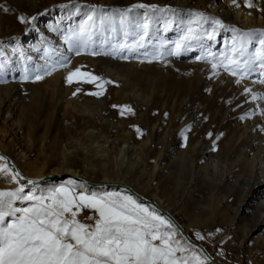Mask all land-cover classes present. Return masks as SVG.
I'll return each mask as SVG.
<instances>
[{
	"label": "rangeland",
	"instance_id": "obj_1",
	"mask_svg": "<svg viewBox=\"0 0 264 264\" xmlns=\"http://www.w3.org/2000/svg\"><path fill=\"white\" fill-rule=\"evenodd\" d=\"M106 2L0 0V5L9 9L5 12L3 7H0V103L13 85L17 87L16 111L10 120L12 124L9 122V127H6L0 118V151L5 148L16 167L23 168L29 176L39 169L44 175H55L50 173L52 169L74 166L83 176L94 181L104 176L117 179L122 175L124 183L140 190L148 181L166 200L170 211L178 217L189 234L204 244L217 258L228 264H264V247L261 244L264 232L260 231L241 242L242 230L235 226L234 222L228 227L229 218L233 213L231 208L236 205L231 202L230 193L218 186V180L204 177L201 173H195L191 180L188 179L184 141L189 133L181 134L175 129L179 124L173 121L176 102L182 101V112L189 114V131L190 127L196 129L200 122L197 123L195 118L201 120V117L207 116L210 103L215 105L214 111L224 104L222 113L214 114L215 136L223 124L230 122L221 115L233 102H244L243 92L233 83L227 85L224 82L214 86L209 79L201 82L208 83L207 87L204 84L196 85V73L188 66L189 61L183 56L167 55V51L175 48L174 42L187 31L190 21L196 20L190 13L201 12L209 18L219 19L225 28L218 29L213 40H208L205 36L198 42L193 41L189 52L192 57L196 56L223 68L222 63H228L224 57L234 55L232 48L236 33L232 29H238L240 32L264 30V14L258 20L259 25L240 27L213 13L210 4L199 8L193 2L175 4L173 0ZM136 3L155 4L160 8L175 11L156 13L149 35L142 41L138 36L127 37V43L140 41L144 44L143 47L131 52L127 49H116L115 54H112L113 47L125 41L119 27V10L128 9ZM92 6L103 9L107 16L117 21L115 31L110 23L100 25L98 12L96 35L93 36L88 49H78L75 35L91 14ZM144 12V9H137L133 15L139 14L142 21ZM19 16L25 17L26 21L31 17L36 19L34 22L21 23ZM191 26L196 28L197 24L193 22ZM205 29L211 31L208 24H203L199 30L203 32ZM219 30L224 32L226 40L219 39ZM60 48L62 53L66 50L73 51L74 57L66 61L59 60ZM89 50L91 53H100H90L95 58L112 56L115 62H125L136 57V60H141L144 65L135 71L128 69L125 78H117L104 70L103 63L94 65L86 62L84 57ZM160 53H164L163 58L156 59ZM78 67L82 72L99 76L104 81H111L104 84L103 95L88 94L101 91L96 88L95 83L67 82L68 72ZM37 75L43 79L36 80ZM25 76L28 79H25ZM232 77L235 79V76ZM131 86L138 87L143 94H150L149 99L140 101L131 96ZM77 88L80 89L79 92L76 91ZM74 92L76 95H73ZM96 99L102 103H96ZM114 105H126L131 112L125 111L121 115L120 107H113ZM87 110L95 114L88 113ZM137 128L140 129L139 133ZM123 144L128 146L125 149L126 158L122 162L119 152ZM133 154L138 158L136 164H132ZM159 154L161 158H158ZM3 163L6 162L0 161V164ZM57 174L64 176V172ZM69 180L74 179L65 176V179L47 182L38 188L60 186L67 184ZM77 182L83 185L77 189V193L119 192L122 195H130L116 190L90 189L82 182ZM19 183L23 184L21 181ZM190 184L194 188L191 197L185 190ZM17 186L10 176L0 178V190H11ZM142 191L151 196L150 191ZM253 192L247 193L245 202L251 201ZM217 199L221 205L226 201L230 202L232 207L228 211H222L215 207ZM16 206L27 207L28 202H17ZM94 215V210H82L77 219L92 224L94 221L88 220L87 217ZM248 224L250 225V222ZM175 239L185 245L177 233ZM248 248L251 249L252 257L247 253ZM188 249L183 255L190 259L198 258L195 250ZM180 255L182 254L178 252L177 256Z\"/></svg>",
	"mask_w": 264,
	"mask_h": 264
},
{
	"label": "snow or ice",
	"instance_id": "obj_2",
	"mask_svg": "<svg viewBox=\"0 0 264 264\" xmlns=\"http://www.w3.org/2000/svg\"><path fill=\"white\" fill-rule=\"evenodd\" d=\"M247 6L250 7L251 4ZM0 7H3L5 12L9 11L5 6ZM137 9L145 10L142 21L139 14L133 15ZM166 11L175 10L144 3H136L128 9L119 10V27L125 41L115 45L112 54H115L116 49H127L131 52L143 47L144 44L140 41L149 35L155 14ZM98 12L100 25L110 23L115 31L117 21L107 16L103 9L92 6L91 14L75 35L78 49H88L93 36L96 35ZM190 15L196 20L190 21L187 31L174 42L175 48L167 51V55H181L191 49L193 41L198 42L205 36L208 40H213L218 29L225 28L222 21L209 18L201 12H193ZM18 19L25 23L34 22L36 17H31L28 21L23 16ZM193 22L197 24L196 28L191 26ZM203 24H208L211 31L205 29L201 32L199 29ZM232 31L236 33L232 48L234 55L225 56L224 59L228 63H222V66L230 75L237 77L236 83L239 84L251 74L257 64L264 68V30L240 32L233 28ZM129 35L140 37V41L127 43ZM257 44L258 46H255ZM163 55L164 53H160L155 58L162 59ZM217 67L218 65L213 63L212 68L215 70ZM24 78L28 79L27 76ZM35 79L40 80L43 77L37 75ZM66 80L69 84L95 83L96 88L101 89L98 92H90L89 95H103L104 84L111 83L99 76L82 72L79 67L69 71ZM261 83H264V80ZM76 91L79 92L80 89L77 88ZM249 92L251 89L245 88V93ZM73 95H76V92ZM251 98L264 101V93L253 94ZM113 107H120L121 115L125 111L131 112L126 105ZM261 111L264 112V106ZM136 130L140 132L139 128ZM4 160L5 158L0 156V161ZM7 176L18 186L11 190H0V264H192L193 261L195 264H204L196 257L190 259L183 255L189 249L175 239L174 226L169 219L131 195H122L119 192L77 193V189L83 185L74 180L60 186L39 189L38 182L31 179L20 184L19 181L25 178L7 163L0 164V178ZM17 202H28V206L17 207ZM82 210H94L95 215L87 217L94 223L86 224L77 219ZM157 241L159 243H156ZM178 252L182 255L177 256Z\"/></svg>",
	"mask_w": 264,
	"mask_h": 264
},
{
	"label": "bare ground",
	"instance_id": "obj_3",
	"mask_svg": "<svg viewBox=\"0 0 264 264\" xmlns=\"http://www.w3.org/2000/svg\"><path fill=\"white\" fill-rule=\"evenodd\" d=\"M105 1L111 2V0ZM173 2L175 4H188L189 2H193V4L199 8H203L210 4L213 13L218 14L223 20L237 24L240 27H253L259 25L258 20L260 19V16L264 14V0H173ZM248 4H251V6H247ZM218 34L219 39L226 40V36L222 30H219ZM27 44H29V42L26 43V45ZM58 51L60 54L59 60L63 59V61H66L75 55L71 50H66L62 53L63 51L60 48ZM90 53L91 51L89 50L88 54L84 57L86 62L94 65L103 63L104 70L117 78H125L128 69L135 71L136 68L144 65L141 60L137 61L136 57L126 60L125 62H115L112 56L95 58L91 56ZM178 56H183L189 61L188 66L196 73V85L204 84V86L207 87L209 85L208 83L201 82L204 79H209L213 82L214 86L224 82L227 85L233 83L243 92L244 102L238 103L235 101L227 107L225 110L226 112L221 116L222 118H228L230 122L229 124H223L220 128L221 130L218 129V133L215 134V136L213 133L215 131L214 124L216 122L214 116L222 113L224 104H221L218 109L214 111L215 105L210 103L208 105L207 116L203 118L201 117V120L195 118L197 123L200 122L196 129L190 127V131L188 130L189 114H184L182 112V101L176 102L175 112H173V121L179 124L175 129L179 130L181 134L189 133L187 134L189 136H187L184 141V152L186 153L185 160L188 164L189 170L188 179L191 180L195 173H201L204 177L218 180V186L230 193L231 202L236 203L234 207H232L228 201H226L224 205H221L219 199L216 200L215 207L222 209V211H228L229 208L232 207L231 210H233V213L229 218L228 227L234 222L235 226H238L243 232V238L241 241L243 242L254 234L258 232L260 233V231L264 232V112L261 111V107L264 106V101L252 100L251 98L253 94L264 93V83H261V81L264 80V68H261L259 64H257L251 74L237 84V77L234 79L232 75L226 72L222 67H217L214 70L212 68L213 64L210 61H203L196 56L192 57L189 50L182 52V54ZM16 88V85H13L5 99L0 103V118L2 124L6 127H9V122H11L10 120L12 119L11 116H13L16 111ZM245 88H250L251 92L246 94ZM129 94L140 101H145L150 97V94H143L136 86H131ZM96 101L98 104L102 103L99 99H96ZM87 111L93 115L95 114V112L91 110ZM241 117L245 118L241 119ZM127 146L128 145L123 144L120 148L119 158L122 162L126 158L125 149ZM0 156L5 158L4 161L6 163V157L10 158L5 148L0 151ZM160 156L161 155L159 154L158 158H161ZM131 160L133 161L132 164L138 162V158L134 154L131 157ZM17 170L23 177L31 179H38L50 175H44L41 169L37 170L32 176H29L23 168L18 167ZM60 172H64V176H69L74 180H76V177H80L94 183H120L129 185L124 183V176L122 175L117 179H110L104 176L102 179L94 181L90 179V177L83 176L74 166H67L65 169H52L50 173L56 175ZM190 180L187 181L190 182ZM42 185H38V187ZM86 186L90 189H96L88 185ZM129 186L138 193L157 201L162 207L170 211L166 200L156 191V189H153L150 186L148 181L140 188L147 192L150 191L151 196L145 194L142 190L134 186ZM98 189L116 190L110 188ZM185 190L187 195L191 197V193L194 190L193 186L190 184ZM249 191H254L252 199L250 202H245V197ZM148 207L154 209L153 207ZM248 222H250V225ZM184 228L186 230V227ZM174 230L180 240L188 246V248H191L198 253V259L200 261H203L204 264H212L202 253H200L199 250L189 246L175 227ZM261 244L262 247H264V234L261 237ZM246 250L249 257H252L251 249L248 248ZM209 251L212 253L211 250ZM212 255L214 254L212 253Z\"/></svg>",
	"mask_w": 264,
	"mask_h": 264
},
{
	"label": "water",
	"instance_id": "obj_4",
	"mask_svg": "<svg viewBox=\"0 0 264 264\" xmlns=\"http://www.w3.org/2000/svg\"><path fill=\"white\" fill-rule=\"evenodd\" d=\"M6 161L14 171L19 172L10 158L6 157ZM24 178H25L24 180H20L22 183H26V181L28 179H31V178H26V177H24ZM59 179H65V176H61V175L56 174V175L43 176V177H40L38 179H31V180L37 181L38 185H42V184H45L47 182H50L53 180H59ZM76 180L82 182L85 185L94 187L96 189H98V188H108L109 189L110 188V189L125 191L126 193L132 195L140 203H142L146 206L153 207L160 215L164 216L166 219H169L171 221V223L173 224V226L180 232L182 237L185 239L186 243L189 246L199 250L200 253H202L204 255V257L210 263H212V264H228L225 261H223V260L215 257L214 255H212V253L209 251V249L204 244H202L196 238H194L192 235H190L189 232L185 230L182 223L180 222V220L178 219V217L174 213L170 212L169 210H166L157 201L150 199V198L138 193L129 185L120 184V183H115V184L94 183V182H90V181L83 179V178H80V177H76Z\"/></svg>",
	"mask_w": 264,
	"mask_h": 264
}]
</instances>
